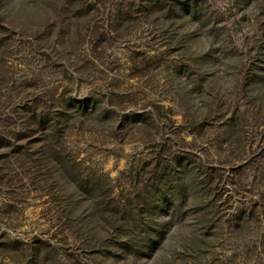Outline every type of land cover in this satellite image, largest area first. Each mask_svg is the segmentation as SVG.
<instances>
[{
  "label": "rangeland",
  "instance_id": "obj_1",
  "mask_svg": "<svg viewBox=\"0 0 264 264\" xmlns=\"http://www.w3.org/2000/svg\"><path fill=\"white\" fill-rule=\"evenodd\" d=\"M0 264H264V0H0Z\"/></svg>",
  "mask_w": 264,
  "mask_h": 264
}]
</instances>
